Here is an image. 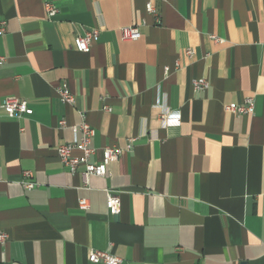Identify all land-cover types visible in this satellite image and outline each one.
I'll return each mask as SVG.
<instances>
[{
	"label": "crops",
	"instance_id": "1",
	"mask_svg": "<svg viewBox=\"0 0 264 264\" xmlns=\"http://www.w3.org/2000/svg\"><path fill=\"white\" fill-rule=\"evenodd\" d=\"M3 23L0 264H104L90 250L120 264H264V0H0ZM129 25L140 37L122 41ZM92 28L98 39L77 51ZM7 97L32 113L7 116ZM247 97L251 113L225 109ZM82 116L92 163L122 150L86 183L56 153Z\"/></svg>",
	"mask_w": 264,
	"mask_h": 264
},
{
	"label": "built area",
	"instance_id": "2",
	"mask_svg": "<svg viewBox=\"0 0 264 264\" xmlns=\"http://www.w3.org/2000/svg\"><path fill=\"white\" fill-rule=\"evenodd\" d=\"M45 13L47 17H51L56 13L55 7L50 4H45ZM146 10L156 16L154 8L147 3ZM4 31V23L0 28V33ZM99 37V30L92 28L86 30L83 34L74 38L73 44L77 51L89 52L91 44ZM119 37L122 41L136 40L140 37L138 27L135 25L123 26L119 28ZM186 53L190 56L191 50H186ZM3 58L0 57V64ZM208 86L206 80L199 78L193 81V88L195 90H204ZM56 93L60 100L65 104H72L74 102V96L70 92L67 84L62 82ZM4 112L9 117L20 118L23 115H29L32 113V109L28 106L25 99L18 97H7L3 102ZM105 110L109 111L110 108L105 106ZM225 109L233 114H247L251 113L254 109V100L251 97L245 98L241 103H230L225 106ZM161 120H166L165 115L160 116ZM61 126L65 124L63 120L59 122ZM73 140L68 143L60 144L56 147V153L60 164L67 168L69 172H76L79 166H83L81 172L84 183L87 182L90 176H104L106 174L107 165L118 158L121 154V148L116 145L105 146L102 149L101 158L97 163L90 161V156L94 153V148L91 147V138L94 134V129L84 120L78 125L72 126ZM132 139H130L126 145V150L130 149ZM75 152H79V155H75ZM25 177H30L31 174L28 171L24 172ZM25 188L31 189L34 187V183L29 180L22 181ZM107 206L112 213H117L119 210V198L113 192L106 191ZM79 208L87 209L88 200L82 198L78 202ZM6 235L0 232V242L5 239ZM88 260L92 263H104V264H120L121 258L116 255L109 254L102 250H90L88 253Z\"/></svg>",
	"mask_w": 264,
	"mask_h": 264
}]
</instances>
